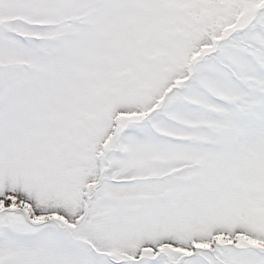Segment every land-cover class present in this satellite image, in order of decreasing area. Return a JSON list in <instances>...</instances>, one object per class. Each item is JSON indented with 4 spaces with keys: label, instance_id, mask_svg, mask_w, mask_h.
Returning <instances> with one entry per match:
<instances>
[{
    "label": "snow or ice",
    "instance_id": "6c2138e0",
    "mask_svg": "<svg viewBox=\"0 0 264 264\" xmlns=\"http://www.w3.org/2000/svg\"><path fill=\"white\" fill-rule=\"evenodd\" d=\"M0 264H264V0H0Z\"/></svg>",
    "mask_w": 264,
    "mask_h": 264
}]
</instances>
